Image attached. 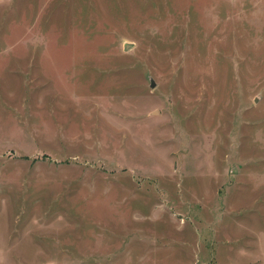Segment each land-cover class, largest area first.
Masks as SVG:
<instances>
[{
    "label": "rangeland",
    "instance_id": "374dc122",
    "mask_svg": "<svg viewBox=\"0 0 264 264\" xmlns=\"http://www.w3.org/2000/svg\"><path fill=\"white\" fill-rule=\"evenodd\" d=\"M0 264H264V0H0Z\"/></svg>",
    "mask_w": 264,
    "mask_h": 264
},
{
    "label": "water",
    "instance_id": "95a60500",
    "mask_svg": "<svg viewBox=\"0 0 264 264\" xmlns=\"http://www.w3.org/2000/svg\"><path fill=\"white\" fill-rule=\"evenodd\" d=\"M151 85L154 86L155 85V80L151 79Z\"/></svg>",
    "mask_w": 264,
    "mask_h": 264
}]
</instances>
